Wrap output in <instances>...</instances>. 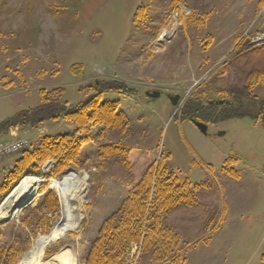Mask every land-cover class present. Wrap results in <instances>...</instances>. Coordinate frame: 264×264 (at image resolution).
Masks as SVG:
<instances>
[{"label": "rangeland", "instance_id": "1", "mask_svg": "<svg viewBox=\"0 0 264 264\" xmlns=\"http://www.w3.org/2000/svg\"><path fill=\"white\" fill-rule=\"evenodd\" d=\"M261 1L0 0V122L40 106L43 90L63 88L59 102L70 109L102 80L131 89L127 95H104V101L120 102L119 111L129 117L130 125L125 132L106 131L103 139L88 144L85 150L92 163L48 177L56 165L48 161L40 174L28 172L16 182L29 174L44 181L34 203L32 198L15 211L14 218L0 222L2 242L12 244L19 235H30L22 220L38 207L45 194L42 186L55 192L60 206L59 213L49 214L40 227L48 233L31 237L30 249L16 264L63 219L59 194L51 185L71 171L87 177L82 188L83 222L51 244L46 250L51 254L44 256L47 262L64 254L70 264L87 259L103 223L120 209L133 183L124 157L100 160L96 155L101 146L115 143L136 150L134 162L143 155L149 162L164 157L168 175L175 173L178 183L192 184L193 206L182 204L169 213L153 211L161 215L163 228L171 229L179 240L170 260L158 264H262L264 124L249 117L234 119L206 124L204 134L195 125V112L181 116L190 98L224 97L215 90L233 81L232 70L224 68L226 59L237 53L246 32L256 35L264 26ZM141 6L146 7L145 16L135 21ZM76 64L83 65V78L72 75L70 69ZM148 91L161 95L149 98ZM254 93L264 99L263 86ZM177 95L180 100L173 106L170 97ZM15 130L18 135L12 133ZM76 130L64 115L29 129H12L0 142L26 139L29 147L0 160V183L25 151L39 146L42 137ZM100 130L91 128L90 134L97 136ZM41 217L35 213L33 223L40 226ZM150 257L144 253L143 241L133 243L123 264H153Z\"/></svg>", "mask_w": 264, "mask_h": 264}, {"label": "trees", "instance_id": "2", "mask_svg": "<svg viewBox=\"0 0 264 264\" xmlns=\"http://www.w3.org/2000/svg\"><path fill=\"white\" fill-rule=\"evenodd\" d=\"M261 2L264 5V0ZM145 12V6L139 7L134 16L135 21L144 18ZM249 45L250 36L243 37L236 46L237 53L224 66L233 72L232 83L215 90L218 95L224 97L190 98L185 103L181 116L195 112L193 118L204 124H218L247 117L264 124V99H260L254 93L257 87H264V43L251 47ZM70 71L75 77L84 76V67L81 64L73 65ZM129 91L131 89L123 83L102 80L97 82L93 93L84 101L67 109L59 102L65 93L63 88L43 90L40 93V106L19 112L0 122V139L7 137L12 129H29L50 120H59L62 115L68 123L77 127L73 134L42 137L36 149L25 151L13 168L5 172L0 183V201L22 176L28 172L40 174L42 166L48 161L56 164L48 177H55L71 168H82L92 163V158L85 147L96 139H103L106 131L125 132L130 125L129 117L119 111L120 102L104 101V95L107 92L127 95ZM220 101H223L222 105ZM96 127L101 129L100 133L92 136L90 129ZM80 132H83V135H80ZM96 155L100 160L124 157L125 167L129 170L133 183L127 187L126 200L120 209L103 223L87 259L80 264H123L131 244L141 241L144 242L145 255H151V263L169 261L178 247L179 240L171 229L163 228L161 215L153 211L162 210L169 213L182 204L193 206L196 201L191 193V182L183 180L178 183L179 179L177 181L175 173L168 175L162 156L159 160L149 162L150 158L143 155L134 162L137 151L128 150L119 143L101 146ZM61 178L67 180L83 207L85 199L82 188L87 184V177H79L75 171H71ZM42 190L45 194L38 207L29 210L27 213L30 216L22 220L30 235L27 237L19 235L12 244L2 242L0 235V263L16 264L20 256L30 249L31 237L37 238L40 233H48V230L40 231V227L48 221L49 214L59 213L60 206L54 191L46 190V186H42ZM37 199L36 194L33 203ZM35 213L42 215L40 226L33 223ZM70 236L76 237L73 233H70ZM50 254L46 253L47 256ZM69 261L64 254L47 262L44 256L42 264H70Z\"/></svg>", "mask_w": 264, "mask_h": 264}, {"label": "bare ground", "instance_id": "3", "mask_svg": "<svg viewBox=\"0 0 264 264\" xmlns=\"http://www.w3.org/2000/svg\"><path fill=\"white\" fill-rule=\"evenodd\" d=\"M49 168L50 165L48 164L45 168V172H47ZM43 182L42 178L30 174L24 177L17 188L0 205V222L14 218L16 210L19 211L20 208L23 209L26 204L30 203L32 198H35L37 188ZM52 182L51 186L58 192L61 200L63 219L54 226V229L50 232L52 233L51 236L49 233L48 235L40 236L36 240L35 246L23 258L21 264H40L42 257L51 244L60 240L70 229L74 227L80 228L82 225V206L80 202L74 198L69 183L61 179ZM73 202H76V207L73 205Z\"/></svg>", "mask_w": 264, "mask_h": 264}, {"label": "built area", "instance_id": "4", "mask_svg": "<svg viewBox=\"0 0 264 264\" xmlns=\"http://www.w3.org/2000/svg\"><path fill=\"white\" fill-rule=\"evenodd\" d=\"M251 31H248L245 33L243 37H249L250 36V45L249 46H255L260 45L264 43V26L261 28L259 34L252 35L250 33ZM242 37V38H243ZM29 147V142L26 139H19L12 142H0V160L3 158H7L9 156H13L17 153H20Z\"/></svg>", "mask_w": 264, "mask_h": 264}, {"label": "water", "instance_id": "5", "mask_svg": "<svg viewBox=\"0 0 264 264\" xmlns=\"http://www.w3.org/2000/svg\"><path fill=\"white\" fill-rule=\"evenodd\" d=\"M230 58H228V59H226L227 61L229 60ZM226 60H225V62H226ZM160 92H158V91H153V92H151V91H148L147 92V96L149 97V98H158V97H160ZM170 100H171V103L173 104V106H176L177 104H178V101L180 100V96H174V97H170ZM220 103V105H222L223 104V101H220L219 102ZM212 104V103H211ZM195 125L201 130V132L202 133H204V134H207V131H208V126L206 125V124H204V123H201V122H198V121H196L195 120ZM22 180V179H21ZM20 180V181H21ZM20 181L18 182V183H16L12 188H11V190L9 191V193H8V195H6L5 197H4V199H6V198H8L9 196H10V194L17 188V186L19 185V183H20ZM51 189H53L52 188V186H51ZM10 219H6L4 222H6V221H9ZM3 223V222H2ZM54 232V231H53ZM50 236L52 235V233H50L49 234ZM29 253V252H28ZM28 253H26L24 256H23V258L28 254Z\"/></svg>", "mask_w": 264, "mask_h": 264}, {"label": "crops", "instance_id": "6", "mask_svg": "<svg viewBox=\"0 0 264 264\" xmlns=\"http://www.w3.org/2000/svg\"><path fill=\"white\" fill-rule=\"evenodd\" d=\"M12 133L18 135V130L13 131Z\"/></svg>", "mask_w": 264, "mask_h": 264}]
</instances>
